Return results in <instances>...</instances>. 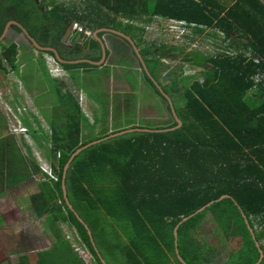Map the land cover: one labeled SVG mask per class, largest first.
<instances>
[{
	"label": "trees",
	"instance_id": "1",
	"mask_svg": "<svg viewBox=\"0 0 264 264\" xmlns=\"http://www.w3.org/2000/svg\"><path fill=\"white\" fill-rule=\"evenodd\" d=\"M40 2L0 0V37L7 23L16 21L40 45L55 48L64 60L99 62L102 59L99 41L95 37L85 42L80 38L75 40L73 24L79 22L93 31L109 28L125 32L140 48L152 76L172 98L182 126L166 132H134L112 138L83 150L71 162L65 179L67 197L88 225L97 252L85 225L65 199L63 175L71 155L93 141L129 128L163 130L178 123L168 101L142 70L146 88L166 104L171 115L169 124L152 122L128 125L111 133L109 130L96 135L92 131L84 133L88 122L73 91L68 90L64 81L50 77L43 61L37 62L40 71V76L34 77L37 92L40 86L48 87L44 96L53 94L57 101L50 108L56 114V120L51 123V144L44 147L57 180L47 177L49 181L40 185V192L30 197L32 210L38 218L46 217L54 237V246L39 252L33 264H85L66 238L63 224L76 231L90 251L93 264H104L99 254L107 264H212L211 249L199 234L208 221L232 244L227 264H256L260 250L243 214L260 243L263 257L259 264H264V80L255 79L256 75L264 76L261 1L85 0L83 8L49 3V0ZM48 4L53 7L51 10ZM153 19L185 23L187 33L182 38L208 29L212 38L222 34L220 40L225 47L221 46L217 55L191 53L181 59L184 64L200 68L203 81L195 79L182 90L179 78L184 70L179 68L176 72L169 69L168 84L161 82V73L168 70L161 59H168L169 52L165 45L160 48L149 45L142 26ZM11 29L22 32L16 25ZM105 34L100 32L98 36L102 38ZM109 37L113 38L111 46L120 42L113 35ZM70 38L68 46L65 41ZM120 44L118 50L128 59L116 56L118 65L131 64L128 60L135 53ZM0 45V72L19 75L33 95L28 84L32 78L26 80V74L20 72V45L16 42H0ZM31 48L57 60L52 52L39 51L33 45ZM171 52L174 59L184 48L173 47ZM247 52L251 58L246 56ZM33 55L25 63L32 64ZM255 58L260 59L259 63ZM59 64L77 87L85 91H88L86 84L76 76L80 75L78 71L97 72L92 76L95 82L109 78L111 73L110 65L100 69L86 62ZM31 68L35 67L31 65ZM130 83L133 86L136 83L134 87L138 89L139 82ZM17 98L19 101L20 97ZM17 105L18 102L12 107ZM33 170L42 173L37 164ZM224 195L231 197L216 202ZM211 202L214 203L203 212L183 222L176 243V226ZM109 218H114L122 229L110 241ZM16 264L32 263L21 257Z\"/></svg>",
	"mask_w": 264,
	"mask_h": 264
},
{
	"label": "rangeland",
	"instance_id": "2",
	"mask_svg": "<svg viewBox=\"0 0 264 264\" xmlns=\"http://www.w3.org/2000/svg\"><path fill=\"white\" fill-rule=\"evenodd\" d=\"M84 1L85 0H49V3L56 2L57 4H64L66 6H74L77 8H83V6H85ZM224 1H229V0H224ZM92 3L95 4L94 2ZM261 3L264 5L262 1ZM48 6H49L48 10H51L53 8L49 4ZM159 22L167 23L166 21L163 22L162 20L154 19V28L150 26V28L146 30L147 34L145 35V40L147 42H157V43H160V42L170 43L173 41L175 44L184 48V52L180 55L181 57H183V55L187 54L189 51H199L202 54L217 55V51H220L221 46H223V43L220 40L221 38L220 34H216L218 38H213V39L206 37L205 34L201 36H197V37L191 36L189 38H179L181 34L180 29L173 30V32H170V30L168 32L167 31L160 32L157 30L158 28L157 23ZM81 26L85 28L84 25L81 24ZM86 31L91 32V35H94L95 33V31L90 30V29H86ZM206 32H212V31L207 30ZM79 38L81 39L82 37H80V35L78 34V36L76 35L75 40ZM111 39L113 38L109 36L106 37L107 42L108 40H110L111 42ZM3 42H5L6 44H8L9 42H16L20 45V50H19V55H18L19 56L18 63L21 65L20 72L24 75L26 74V78H27L26 80H28L29 78H32V80L28 81V84L31 85V87L33 88L34 94L31 95L28 92V85L22 79H20L19 75H16V73L11 72L10 74L5 75L0 72V111L2 112L5 111L6 113H9L12 123H14L12 128L10 127V132L14 134H18V131H15L14 129L17 126V122L15 121L14 116L10 114V112L8 111V108H11L12 106L10 104H12V101L14 99H17L15 95H19L20 106H24L27 108V112L23 114L21 118H22L23 127H25L28 130L27 131L28 136L21 134V141L23 142L21 146L23 149H26L27 152L29 153L32 152L33 154H35L37 161L42 162L44 166L46 165L48 166L49 162H46L45 161L46 159L44 158L45 148L44 149L39 148L37 143L39 145H43V147L45 146L47 148L50 147L51 126L53 127V124L51 125V123L56 120L55 119L56 114H53V111L55 109L51 111L50 108L54 106L55 104H57V101H56V98L53 96V94L49 93L48 95L44 96L43 93L44 91L48 90V87L43 88V86H40L39 88H37V89H40V91L37 92L36 90L37 82L34 79V77L36 76L39 77L40 71H38V69L36 68V63L39 62L40 60L43 61L44 64L46 65L48 75H50V77H52L53 79H55V77H58V73L57 71L53 70L55 67H49V64L52 63L51 62L52 57L47 54L41 55L39 52L33 50V48L30 47L28 40H26V38L23 35L10 30V32L8 33L7 37L5 38ZM65 42L67 45L71 43L68 41V39ZM1 51H2V46L0 45V53ZM30 54L31 55L34 54L33 59L35 62L33 61L32 64H27L25 63V60ZM31 65L34 66L35 68H31ZM108 65H111L110 67H112V71H111L112 75H110L109 78L106 77V79L105 78L103 79L102 77L100 78L98 82H95L92 79L93 78L92 76L97 72L84 73V77L82 78L83 79L82 83L86 84V88L88 91H85V89L80 91L81 89L79 87H74L70 83L71 80H70V75L68 72H65L67 74V77L64 76L63 78H57L56 80L64 81L65 83H67L68 90H71L77 93L79 91L88 93V95H90L89 97L91 98V100L93 97V100H95L99 108L97 115L101 114L99 118V121L102 124V126H100L101 129L102 127L104 128V125L106 127L108 126V121L106 118H108L107 109L108 107H110L109 106L110 99H111L110 95L112 96H116V95L131 96L129 95V93H134V92H136V94L138 95H141L139 96V100L129 98L127 99L126 106L124 104V107H125L124 112H123V109H120L119 111H112L109 117H113L114 120L110 124L114 127L116 126L120 127L119 125L127 127L128 125L132 126L134 124L135 125L152 124V122H147L148 120L144 119V117L145 116L148 117V115H144L142 112H139L140 107L145 102L152 101L154 102L155 105H158L159 104L158 101H161V102L163 101L157 96L152 95L150 91L146 90L147 86L142 82V76H141V71H140V66L138 64V61H136L135 58L133 57L131 58V64L124 63V65H126L125 67H116L118 65L117 57L113 55L108 61ZM167 65L171 67L170 70L172 72L178 71L179 68H182L184 70V73L181 74L179 78V81L181 82L180 87L182 90H184L188 84L192 83L193 80L195 79L201 80L200 75H199L201 69L197 67H192L190 64H184L180 58L174 62H169ZM50 70H53L52 75L50 74ZM59 73L61 74L62 71H60ZM61 76L62 75H59V77ZM167 77H168L167 74L163 75V73H161V81L163 82V84H168L170 82L169 78ZM135 80L140 83L138 85V89L134 87L137 85L136 83L134 84V86L132 85L133 83L130 84V82H133ZM96 99L98 100L96 101ZM179 103H181V101H179ZM86 116H88V118ZM168 117L171 118V116L169 115ZM85 120L86 122H88L87 124L91 123L93 121L92 113L86 114ZM25 121H27V123H25ZM153 123H155L156 125L169 124V120L168 121L155 120L153 121ZM89 131H92L94 135L101 132L100 129L98 128L96 129V125L95 126L88 125V128L85 131V133ZM43 135L46 136L45 139L43 138ZM26 141H28L30 145L32 144V147L29 146V144H27ZM32 185L29 187V189L32 187ZM34 190L39 191V189L36 188L35 186L32 191ZM109 222L110 224H108L109 225L108 236L110 238H108V240L113 239L116 236L117 231L122 232V229L118 227V222L114 218H109ZM68 229H64V233L66 234V236L72 234L70 229L69 230ZM199 234L202 236V238L205 239L206 244L211 249L210 254L212 257V264H227L229 251H230L232 244L225 241L224 237L221 235V233H219V228H217V226L211 221H208L207 223L202 225ZM119 242L121 244L126 243V241L124 240H119ZM73 248L75 250V253L85 262V264L93 263L92 255L90 251L85 249L83 243L78 242L77 240H74ZM76 249H81L82 251H85V255L82 254L81 256L79 252L76 251Z\"/></svg>",
	"mask_w": 264,
	"mask_h": 264
},
{
	"label": "crops",
	"instance_id": "3",
	"mask_svg": "<svg viewBox=\"0 0 264 264\" xmlns=\"http://www.w3.org/2000/svg\"><path fill=\"white\" fill-rule=\"evenodd\" d=\"M77 73L80 75L76 76L82 82L86 72L80 70ZM70 83L77 87L73 80ZM80 91L78 93L73 92V94L78 99L84 115L92 113L93 121L88 125H96V129L109 130L110 133L125 127L122 125L114 127L110 124L114 120L113 117H109L111 112L120 109H123L124 112V104L126 106L127 99L139 100V96H141L136 92L129 93L131 96L110 95V107L107 109L108 118H106L108 126L104 125V128L101 129L102 124L99 121L101 114L97 115L98 105L95 100H91L87 93ZM15 96L16 98L19 97V95ZM17 102L14 99L10 105H15ZM158 102V105L152 101L140 103L142 105L139 112L148 115V117H144L145 120H148L147 122L171 119L168 117L171 115L166 109V104L161 101ZM86 117L88 118V116ZM12 126L9 113L0 111V264H16L21 257H27L29 262L33 264L36 262L39 252L49 250L54 246V237L50 232L46 217L38 218L30 204L31 195L40 192V185L49 180L43 172L41 174L35 173L33 169L36 164L39 166V161H37L35 154L22 148L21 134L11 133L10 127L12 128ZM86 130L84 128V133ZM26 142L32 147V144ZM37 145L44 149L38 143ZM44 151L45 161L52 164L50 158L46 156L47 149ZM31 185L32 187L29 189ZM34 186L39 191H32ZM62 227L63 230L69 228L70 231H73L66 224H63Z\"/></svg>",
	"mask_w": 264,
	"mask_h": 264
},
{
	"label": "water",
	"instance_id": "4",
	"mask_svg": "<svg viewBox=\"0 0 264 264\" xmlns=\"http://www.w3.org/2000/svg\"><path fill=\"white\" fill-rule=\"evenodd\" d=\"M38 4H40V0L37 1ZM45 11V10H43ZM12 25H16L18 26L20 29H21V35H23L30 43H32L33 47H35L37 50L39 51H43V52H52L54 53L55 55V58L57 59V61L61 64H77V63H83V62H86V63H90L92 65H101L105 59H106V44L104 42V40L102 38H100L98 36V34L100 32H110L112 34H115L121 38H123L124 40H126L127 42H129L131 45H133L134 47V50L136 51L138 57L140 58V62H141V65L143 66L144 68V71L145 73L147 74V76L151 79V81L154 83V85L159 89V91L162 93V95L164 96V98L168 101L169 105L171 106V109H172V113L178 123V125L174 128H167V129H163V130H154V129H148V128H129V129H126V130H123V131H120V132H117V133H113V134H110L102 139H99V140H96V141H93L81 148H79L77 151H75V153H73L68 161V163L66 164L65 166V170H64V175H63V190H64V195H65V199H66V202L69 206V208L75 213V215L77 216V218L79 219V221L81 223H83L86 227V229L88 230V233L89 235L91 236V241L95 247V250L98 252V249L96 248L95 246V243H94V240H93V237H92V234H91V231L88 227L87 224H85L84 220L79 216V214L75 211L74 207L72 206V204L70 203L68 197H67V190H66V184H65V179H66V172L71 164V162L74 160V158L80 154L83 150L93 146V145H96V144H99L103 141H106V140H109V139H112V138H116V137H119V136H123V135H127V134H130V133H134V132H160V131H171V130H176L178 128H180L182 126V121L180 120V118L177 116L176 114V111H175V108H174V104H173V101H172V98L163 90L162 86L156 81V79L152 76V74L150 73V71L148 70V67L146 66V63H145V60L142 58L138 48L136 47L134 41L129 37L127 36L126 34L120 32V31H117V30H111V29H100V30H97L95 33H94V36L95 38L99 41L101 47H102V51H103V59L100 61V62H93L91 60H76V61H67V60H64L60 54L58 53V51L53 48V47H44L42 45H40L30 34L29 32L18 22L16 21H10L7 23L6 27H5V30L2 34V36L0 37V42H3L5 40V38L7 37L8 33L10 32L11 30V27ZM231 196L229 195H224L222 196L219 200H217L216 202H219L223 199H226V198H230ZM214 202H211L209 204H207L206 206L202 207L201 209H199L198 211H196L194 214L190 215L189 217L187 218H184L175 228V236H176V243L178 241V228L183 224V222L187 221L190 217L198 214V213H201L203 212L206 208H208L210 205H212ZM244 218H245V221H246V224L248 226V229L250 231V233L252 234L253 236V239L255 240V244L256 246L259 248L260 250V260L258 263L256 264H259L261 262V259L263 257V254H262V251H261V247H260V243L258 241H256V238H255V233H254V230L252 229L250 223H249V220L247 219V217L243 214ZM102 262L104 264H107L106 261L102 258V256L99 254ZM179 258L181 259V261H183V259L179 256Z\"/></svg>",
	"mask_w": 264,
	"mask_h": 264
},
{
	"label": "flooded vegetation",
	"instance_id": "5",
	"mask_svg": "<svg viewBox=\"0 0 264 264\" xmlns=\"http://www.w3.org/2000/svg\"><path fill=\"white\" fill-rule=\"evenodd\" d=\"M36 1V3H37V1L38 0H35ZM41 3V2H40ZM38 4V3H37ZM163 21V20H162ZM164 22V21H163ZM167 23H162V22H159V23H157V26H158V28H157V30L158 31H160V32H164V31H169L170 30V32H173V29L171 28V26H172V24L169 22V20L168 21H166ZM142 26H143V28L145 29V35L147 34V29H149L150 28V26L152 27V28H154V19L152 20V21H145L143 24H142ZM105 29H109V28H105ZM12 30V29H11ZM111 30H114V29H111ZM209 30V29H208ZM12 31H14V30H12ZM117 31H119V30H117ZM207 31V30H206ZM203 32V33H201V34H197V35H195L196 37L197 36H201V35H203V34H205L206 35V37H209V38H212L209 34L210 33H212V32ZM211 31V30H210ZM16 32V31H15ZM96 32V31H95ZM104 32V31H103ZM120 32H122V31H120ZM106 34L102 37V39L104 40V42H105V44H106V59H105V61L101 64V65H99V68L101 69L102 67H104V66H109L108 65V61L110 60V58L113 56V55H115V56H117V57H121V58H123L124 60H127L128 58H127V56L124 54V53H122L120 50H118L119 48H118V46L119 45H121L120 44V42L122 43V44H124V45H126V46H128V48H129V50L131 51V53H135V55L136 56H134V55H132L134 58H135V60L136 61H138V64H139V66H140V71L142 72V70H144V68H143V66L141 65V62H140V58L138 57V55H137V53H136V51L134 50V47H133V45H131L129 42H127L126 40H124L123 38H121V37H119V36H117V35H115V34H112V33H110V32H105ZM122 33H124V34H126L125 32H122ZM18 34H22V33H18ZM167 34V33H166ZM80 35V37H82L80 40L81 41H87V40H89L91 37H95L94 35H91V36H87L85 33H80L79 34ZM112 36L113 35V37H115L114 39H118L120 42H118V43H115L113 46H111V44H110V40H108V42H107V40H106V37L107 36ZM127 36H129L128 34H126ZM72 38H74L75 36H76V33L75 32H73L72 31ZM195 36H192V37H195ZM130 37V36H129ZM72 38H70V39H68V41L69 42H71V40H72ZM101 38V37H100ZM131 38V37H130ZM132 39V38H131ZM213 39V38H212ZM27 40V39H26ZM133 40V39H132ZM134 41V40H133ZM29 42V41H28ZM77 43H80V42H77ZM134 43H135V45H136V47L138 48V46H137V44H136V42L134 41ZM148 44L149 45H156L158 48H160L161 46H166V51H168L169 53H168V56L167 57H169L168 59L167 58H163V59H161V62L163 63V66L164 67H168V70H167V72H164L163 73V75H166V74H168L169 72L168 71H170L169 69L171 68V67H169L167 64L169 63V62H174V61H176V60H178L179 58L180 59H182V57L180 56L182 53H178V55H177V58H174L173 59V54H171V53H173V52H171V49L173 48V47H181V46H179V45H177V44H175L173 41L172 42H170V43H168V42H160V43H157V42H148ZM29 45H30V47H32V43H30L29 42ZM68 46H70V44L68 45ZM102 48V47H101ZM138 50H139V52H140V48H138ZM191 53H200L199 51H189L187 54H191ZM141 54V53H140ZM202 54V53H201ZM186 54H184L183 56H185ZM207 55V54H206ZM166 57V56H165ZM102 59H103V51H102ZM101 59V60H102ZM128 61H131V60H128ZM100 62V61H99ZM111 66V65H110ZM126 65H117L116 67H125ZM147 66V65H146ZM130 69H132V68H130ZM149 70V69H148ZM111 71H112V67H111ZM110 75H112V73H110ZM162 82V81H161ZM128 83V82H127ZM163 83V82H162ZM131 84V83H130ZM140 84V83H139ZM147 89V88H146ZM135 90V89H134ZM147 90H149V89H147ZM150 91V90H149Z\"/></svg>",
	"mask_w": 264,
	"mask_h": 264
},
{
	"label": "built area",
	"instance_id": "6",
	"mask_svg": "<svg viewBox=\"0 0 264 264\" xmlns=\"http://www.w3.org/2000/svg\"><path fill=\"white\" fill-rule=\"evenodd\" d=\"M264 3V0H261ZM169 22L172 24L171 28L173 30H177L180 29L181 30V34L179 38H182L183 35H185L187 33L186 28L183 26L185 23L180 22V21H176V20H169ZM72 31L75 32L76 34H80V33H85L87 36H91V32L86 31L85 28H83L81 26V24H79L78 22H76L72 28ZM222 36V34H220ZM246 56L251 58V54L250 52L246 53ZM258 58H255V62L259 63ZM50 62V61H49ZM51 64H49V67H55L53 70L57 71L58 73V77L59 75H62L61 78H63L64 76H67V74L65 73V70L60 66V64L57 62V60H55L54 58H51ZM53 70H50V74L52 75ZM62 71V73L60 74L59 72ZM256 82H259L261 80H264V76L262 75H256L255 76ZM201 81H203V79L201 78ZM80 101H81V97H80ZM8 111L14 116L15 121L17 122V126L15 129V131H18V133L24 134L25 136L27 135V129L25 127L22 126V122H21V116H23V114H25L27 112V108L24 106H20L17 105L16 108V112L13 111L12 108H8ZM40 168L41 170L46 173L51 179L57 180L52 168L48 165L44 166L43 163L40 164ZM67 239L70 240L71 242H73L74 240H77L78 242H81L80 238L78 237V235H76V237H73L72 235H68ZM264 243V241H263ZM86 249V248H85ZM76 251L79 252V254L82 256L85 255V251H82L81 249H76Z\"/></svg>",
	"mask_w": 264,
	"mask_h": 264
},
{
	"label": "clouds",
	"instance_id": "7",
	"mask_svg": "<svg viewBox=\"0 0 264 264\" xmlns=\"http://www.w3.org/2000/svg\"><path fill=\"white\" fill-rule=\"evenodd\" d=\"M77 35V34H76ZM59 63V62H58ZM61 66V65H60ZM62 67V66H61ZM63 68V67H62ZM65 72H67V71H65ZM67 77V76H66ZM57 78H61V77H55V79H57ZM18 104L20 105V102L18 101ZM12 109H13V111L14 112H16V108H13V107H11ZM11 114V113H10ZM14 124V123H13ZM22 126H23V123H22ZM18 134H21V133H18ZM24 135V134H23ZM28 135V134H27ZM40 162V161H39ZM42 162H40V164H41ZM40 164H39V167H40ZM51 168H52V166H51V164H48ZM40 170H41V168H40ZM53 170V169H52ZM41 172H43L42 170H41ZM54 172V171H53ZM44 173V172H43ZM49 179H51L46 173H44ZM71 235L73 236L74 235V237H76V235H77V233H76V231H71ZM66 238H67V236H66ZM70 241V240H69ZM71 242V241H70ZM72 243V246H73V242H71ZM82 243V242H81ZM84 247H85V245H84ZM86 248V247H85ZM87 249V248H86ZM88 250V249H87ZM89 251V250H88ZM93 258V257H92ZM93 264V263H92Z\"/></svg>",
	"mask_w": 264,
	"mask_h": 264
}]
</instances>
